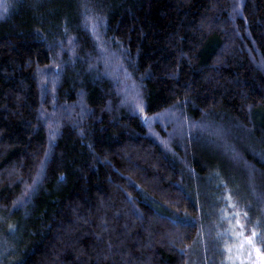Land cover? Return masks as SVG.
I'll use <instances>...</instances> for the list:
<instances>
[{"label": "trees", "instance_id": "1", "mask_svg": "<svg viewBox=\"0 0 264 264\" xmlns=\"http://www.w3.org/2000/svg\"><path fill=\"white\" fill-rule=\"evenodd\" d=\"M221 205L264 251V0H0L8 264H228Z\"/></svg>", "mask_w": 264, "mask_h": 264}, {"label": "rangeland", "instance_id": "2", "mask_svg": "<svg viewBox=\"0 0 264 264\" xmlns=\"http://www.w3.org/2000/svg\"><path fill=\"white\" fill-rule=\"evenodd\" d=\"M222 207H224L220 208L222 214L220 211L218 215V226L214 233H212V236H215L217 242L222 245L223 253L228 264H260L259 258L257 257L254 250L251 251L250 256L248 254V250H245L242 254L238 255L237 249L234 247V245L237 243L234 233L240 231L239 226L236 224L237 220H239L244 225L245 235H251V230L246 226V219L244 215L238 214L240 208L235 205L226 207L223 205ZM256 233V244L258 247H260V237L258 236L259 234L257 231ZM202 245L199 248H197L198 246L194 247L192 264H201L203 261V256H206L207 249H205V246L201 248ZM229 247H232L231 252L227 250ZM9 252L10 251L6 246V242L3 240L0 241V264H8Z\"/></svg>", "mask_w": 264, "mask_h": 264}, {"label": "snow or ice", "instance_id": "3", "mask_svg": "<svg viewBox=\"0 0 264 264\" xmlns=\"http://www.w3.org/2000/svg\"><path fill=\"white\" fill-rule=\"evenodd\" d=\"M245 215L247 214L245 213ZM236 224L240 228L239 232L234 233L235 239L237 241L234 247L237 249L238 255L242 254L245 250H248V254L250 256L251 251L254 250L257 257L259 258L260 264H264V251H262L261 248L256 244V231L253 229L251 231V235H245L244 225L239 220L236 221ZM227 250L231 252L232 247H229Z\"/></svg>", "mask_w": 264, "mask_h": 264}]
</instances>
